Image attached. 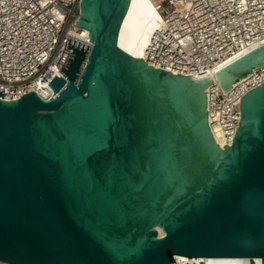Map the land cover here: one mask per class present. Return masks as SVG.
Returning <instances> with one entry per match:
<instances>
[{"label": "water", "instance_id": "obj_1", "mask_svg": "<svg viewBox=\"0 0 264 264\" xmlns=\"http://www.w3.org/2000/svg\"><path fill=\"white\" fill-rule=\"evenodd\" d=\"M67 60L45 88L2 97L0 260L171 264L264 258V81L240 99L231 144L208 123L211 76L158 68L137 36L147 0H79ZM264 41L218 67L224 92ZM158 227L164 232L158 235Z\"/></svg>", "mask_w": 264, "mask_h": 264}, {"label": "built area", "instance_id": "obj_2", "mask_svg": "<svg viewBox=\"0 0 264 264\" xmlns=\"http://www.w3.org/2000/svg\"><path fill=\"white\" fill-rule=\"evenodd\" d=\"M78 1L0 0L3 98L17 99L31 90L32 82L49 83L52 68L62 69L72 52L66 42L68 29L77 19ZM157 8L163 28L152 37L146 57L148 64L158 68H192L195 74L208 77L213 68L242 50L244 39H250L251 46L264 41V0H159ZM261 72L262 78L249 83L248 90L264 81V67L255 69ZM205 91L209 126L229 145L239 125L243 91L234 87L224 92L216 83ZM0 264L6 262L0 260ZM171 264L202 262L191 257Z\"/></svg>", "mask_w": 264, "mask_h": 264}, {"label": "bare ground", "instance_id": "obj_3", "mask_svg": "<svg viewBox=\"0 0 264 264\" xmlns=\"http://www.w3.org/2000/svg\"><path fill=\"white\" fill-rule=\"evenodd\" d=\"M147 1L151 5L153 10L156 12V14L158 15V18L157 19H155V18L150 19L142 27V29L140 30V32L137 36L139 43L145 44L146 48L149 45V43L151 42V39H152V37H154V34L157 32V30L163 28V26H161L163 16L161 15L160 11L157 8V4H158L159 0H147ZM68 37L73 38V39H75V40H77V41H79L85 45L89 44V42H90L89 37H88V30L84 27H79L78 25H76V22H75V24H73L72 26L69 27ZM249 40L250 39H244L242 41V50L239 53H241L244 50L251 47ZM146 48H145V51L143 52V55H142V58L145 62H147ZM239 53H237L236 55H238ZM236 55H234V56H236ZM234 56H232V57H234ZM232 57H230L229 59H231ZM200 67L202 68V66H200ZM257 67H264V63L254 66L252 68V71H250L247 74L241 76L240 78L232 81L231 87L228 90H226L225 92L236 87V88H239L241 91H243V95H244L248 91L249 83L256 82L262 78V72L258 73V74L255 73V69ZM166 68L168 70H172L175 72H182L183 75H188L189 73L195 74L194 73L195 70L192 68H187V69H180L179 68V70H177L173 67H170V66H167ZM56 74L61 75V71L52 68V76H55ZM209 76H211L213 81H214L210 84L216 83L221 88V90H223L221 84L219 83V81H218V79L214 73V68L209 73ZM47 84H48V82L46 80H37L35 82H32V84L30 85V89L33 90L32 88H40V87L45 88ZM210 84H208V85H210ZM208 85H206V87ZM209 127H210V132H211V135H212V138H213L215 144H217L220 149H224L223 145L226 144V142L218 137V135L216 134V132L214 131V128L212 126H209ZM163 234H164L163 230L158 227V235L162 236ZM191 257H194L195 261H201L202 264H264V262L260 263V260L264 261V259H260L259 257H236V256H220V257H217V256H191ZM191 257L180 255V254H175V255H173V260H183L184 258H191ZM6 264H12V263L6 262Z\"/></svg>", "mask_w": 264, "mask_h": 264}]
</instances>
